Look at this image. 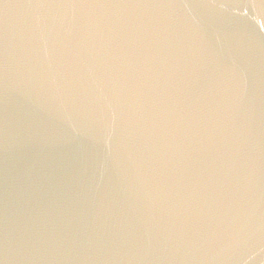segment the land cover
Listing matches in <instances>:
<instances>
[{
  "label": "water",
  "instance_id": "water-1",
  "mask_svg": "<svg viewBox=\"0 0 264 264\" xmlns=\"http://www.w3.org/2000/svg\"><path fill=\"white\" fill-rule=\"evenodd\" d=\"M0 264H264V0H0Z\"/></svg>",
  "mask_w": 264,
  "mask_h": 264
}]
</instances>
